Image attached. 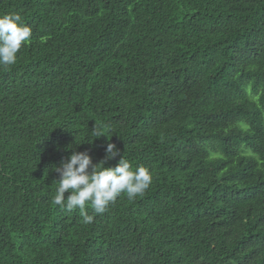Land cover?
I'll return each mask as SVG.
<instances>
[{
	"label": "trees",
	"instance_id": "trees-1",
	"mask_svg": "<svg viewBox=\"0 0 264 264\" xmlns=\"http://www.w3.org/2000/svg\"><path fill=\"white\" fill-rule=\"evenodd\" d=\"M6 13L32 36L0 66V264H264V0ZM110 142L106 167L124 155L152 182L84 224L52 203L55 167L72 151L99 163Z\"/></svg>",
	"mask_w": 264,
	"mask_h": 264
},
{
	"label": "clouds",
	"instance_id": "clouds-1",
	"mask_svg": "<svg viewBox=\"0 0 264 264\" xmlns=\"http://www.w3.org/2000/svg\"><path fill=\"white\" fill-rule=\"evenodd\" d=\"M31 36V26L24 23L19 14L0 15V66L14 65L18 52ZM92 135L96 138L107 136L96 126ZM105 152V157L99 163H93L88 151H72L67 160L55 167L59 179L52 203L69 212L78 209L84 224L94 221V215L89 214L86 207H90L95 214H102L121 194L134 199L142 195L152 182L147 167L138 166L133 170L124 155L116 166H105L107 161L120 155L115 143H108ZM66 192L69 193L67 197Z\"/></svg>",
	"mask_w": 264,
	"mask_h": 264
}]
</instances>
